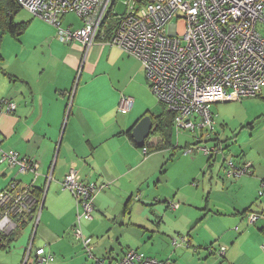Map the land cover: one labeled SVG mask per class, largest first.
I'll return each mask as SVG.
<instances>
[{"label": "crops", "instance_id": "obj_1", "mask_svg": "<svg viewBox=\"0 0 264 264\" xmlns=\"http://www.w3.org/2000/svg\"><path fill=\"white\" fill-rule=\"evenodd\" d=\"M17 15L16 23H28L27 30L18 38L5 35L0 42V101L17 105L13 114L0 115V147L36 159L40 170L34 179L32 173L17 175L16 170L0 163V193L14 181L23 188L35 180V194L36 188L41 189L42 199L39 223L34 219L27 222L11 237L6 252L11 253L12 243L29 229L28 246L23 256L17 255L18 259L23 257L20 264H24L31 243L27 264H36L41 248L54 258L47 264H94L83 242L73 234L82 209L74 195L61 187L66 173L75 169L83 181L98 188L93 219L84 227L83 219L80 222L83 235L92 238L96 259L110 263L133 250L148 259L162 257H155L158 264H207L210 256L220 258L210 264H264L263 221L246 224L248 215L264 213V206L245 214L251 207L248 204L264 190V156L247 161L253 165V172L243 182L235 184L239 178H234L229 179L235 180L229 186L223 183L232 191L245 186L251 191L244 203L226 205L228 215L213 205V186H203L199 181L210 170L211 184V169L218 159L186 157L192 163L183 172L185 185L169 187V164L178 151L192 143L181 146L175 127L170 146L163 145L160 136H152L167 110L153 96L141 62L99 41L86 53L80 43L66 44L57 39L50 24L32 18L17 21ZM62 26L78 29L82 22L75 14H67ZM6 36L12 40L3 41ZM127 95L134 99V105L123 112L121 101ZM146 116L152 118L153 129L144 154V147L137 146L132 132ZM230 143L234 142H224L229 152ZM236 156L246 157L244 151ZM171 202L179 207H168ZM225 219L231 220V226L238 225L218 230ZM205 228H212L213 236L198 239V245H193ZM185 234L188 248L176 247L180 249L172 253L168 248L162 253L156 249L163 244L158 235L171 242L172 237ZM217 242L220 244L215 245ZM210 246L227 251L223 257L212 255L207 250ZM192 247L197 250L185 251ZM202 248L208 256L200 255Z\"/></svg>", "mask_w": 264, "mask_h": 264}, {"label": "built area", "instance_id": "obj_2", "mask_svg": "<svg viewBox=\"0 0 264 264\" xmlns=\"http://www.w3.org/2000/svg\"><path fill=\"white\" fill-rule=\"evenodd\" d=\"M34 17L43 19L56 29V37L66 44L80 43L88 53L101 42L117 47L137 58L145 71L147 84L154 96L174 114V127L182 131L207 132L215 129L213 106L218 103L257 97L264 88V0H124L125 13L110 28L111 15L118 0H17ZM75 14L82 21L78 29L64 28L62 18ZM134 99L123 96L121 109L128 112ZM17 105L0 101V115L16 111ZM203 136V135H202ZM197 137L198 144L202 142ZM219 142V140L217 139ZM222 144V145H221ZM215 147L201 148L213 159L223 154V142ZM148 152L144 148V154ZM193 154V149H188ZM225 176L240 178L252 174V164H238L225 159ZM0 163L17 171V175L32 173L39 177L40 163L24 156L19 150L0 147ZM71 169L61 183L70 191L82 212L73 229L74 236L83 242L94 264H158L136 251L127 252L121 259H96L91 250L92 238L83 235L81 220L94 217V197L98 188L82 180ZM35 184L22 186L14 181L0 193V241L20 230L30 220L39 223L41 203ZM171 208H178L171 204ZM41 210V209H40ZM249 223H264V213H250ZM237 229V228H235ZM177 243V241H175ZM181 243L187 245L185 238ZM264 250V243L262 245ZM32 243L24 264L28 263ZM223 257L225 247L207 249ZM54 258L45 249L37 250L36 264H47Z\"/></svg>", "mask_w": 264, "mask_h": 264}, {"label": "rangeland", "instance_id": "obj_3", "mask_svg": "<svg viewBox=\"0 0 264 264\" xmlns=\"http://www.w3.org/2000/svg\"><path fill=\"white\" fill-rule=\"evenodd\" d=\"M125 10L126 8L124 6V0H118L115 10H112L110 12L113 18L117 20L121 15L125 13ZM31 15L32 14H30L26 10H22L21 14L17 15L16 20L26 21L32 18V19H35L34 21L41 20L45 22L43 19L34 17L32 15L34 17L33 18ZM78 19L80 18L78 17ZM5 40L11 41L12 38H10L9 36H6L3 41ZM2 47H4V42L2 44ZM6 54L8 55V53ZM155 99L158 105H160L159 100L156 97ZM213 113L215 116V129L211 133V137H208L207 132L202 133L199 130L196 131L197 133L186 132V131H182L181 133H179L180 145L183 146L184 143H187V142L190 144L192 143L189 149H193L194 153L190 154L188 153V150H182V151L177 152L174 161L169 164L170 168L168 169L169 173H167L166 182L169 187L185 185L186 181L183 177V172L191 166L192 162L189 159L193 160L197 158L198 156L205 157L206 161L208 159V156H206L204 152L201 151V148L208 147L209 149H211L215 147L216 144L218 143L221 144V142L223 143L226 141L234 142V143H230L231 144L230 152L228 150H225L223 154L220 153L216 157L213 158V162L215 159H218V161H217V164L211 169L213 170V180L211 184H210V172H211L210 170L205 171L206 175L205 177H203V180L202 178L199 179L201 184L204 182L203 186H206L207 183L210 185V187L213 186L214 192H213V198L211 199L213 205L215 207H218L223 213L228 215L229 213L226 210V205L228 206V204L244 203L245 202L244 199L250 196L251 191H249V189L246 188L247 186L234 189V191H232V189H230L229 187L227 188V186L230 185V182L235 181V180H229V179H234V178H227L225 176L226 165H225L224 160L233 158L237 163L242 164L244 163L243 161L245 160L246 162L247 161L254 162L256 157H258V155H260L261 157L264 156V91L261 97L243 98L237 101H228V102L218 103L213 106ZM197 137H201L200 139L202 140V142L199 143V145H196V142H198ZM217 139L219 140V142L217 141ZM242 151L245 152L246 157L238 158L236 154H240ZM186 157H188L189 159H187ZM167 158H170L169 154ZM219 164L220 166L222 165V167H219ZM261 170L264 172V167H261ZM245 177L247 176L239 178L238 181L235 182V184L243 182L244 180L243 181L241 180L244 179ZM223 183L226 184L227 186L224 187ZM230 191L232 192L228 194ZM261 193H259L257 199L255 198L253 201H251L248 204V206H251L252 209H255V210L257 207L264 206V190ZM172 203L173 202H171V204ZM238 219L240 220V217H238ZM246 220L248 221L246 222V224L250 225L249 217H247ZM87 222H90V221L83 219V222H82L83 227L86 225ZM261 224H264V223L261 222ZM236 225L238 224L236 223L233 226H231V220L225 219L221 222L218 230L221 231L229 227L233 229V227H236ZM168 229L169 228L166 227L164 229L165 232ZM212 230H213L212 228L203 229L200 236L197 237V240H195L194 243L192 242L193 245H198L196 243L198 242V239L211 238L213 236ZM29 233L30 231L29 229H27L23 234H21L17 238L16 241L12 243L13 246H12L11 253L6 252L5 250H0V264H9L8 262H10L11 260L14 262L18 261V264L21 263L20 261L22 260L23 257H21V259H18L17 255L23 256L24 249L27 248L28 246ZM186 236L188 235L185 234L183 236H178V235L174 236L171 238V242H170L169 239L165 235L164 236L158 235L157 239L158 240L162 239L163 244L159 245L156 249L160 250L159 252L162 253L161 251L164 250V248L165 250L166 248H168L167 250L168 253H172L173 251L180 249L176 247L183 246L184 248H188L187 246L181 244V238L182 237L186 238ZM175 241H177V245L173 244ZM217 244H220V243L218 242L215 243V245ZM202 247H204V245ZM205 249L203 248L200 249V255L201 254L204 255L205 253H206L205 255L208 254L207 250ZM196 250L197 248L192 247L185 251L193 252ZM215 255L218 256L217 254ZM207 256H204V258ZM155 257H157L159 260H162V257H159V256H154V258L152 257V259L156 260L157 258ZM217 259H220V258L210 256L209 260L206 263L207 264L213 263Z\"/></svg>", "mask_w": 264, "mask_h": 264}, {"label": "trees", "instance_id": "obj_4", "mask_svg": "<svg viewBox=\"0 0 264 264\" xmlns=\"http://www.w3.org/2000/svg\"><path fill=\"white\" fill-rule=\"evenodd\" d=\"M22 10L23 8L21 7V5L18 4L17 0H0V42L5 35H10L14 38H18L22 36L24 32L27 30L28 23H16L15 21V15L21 13ZM116 22H117L116 20L110 19V23H109L110 28L107 30L108 32L111 31L112 25ZM257 97H261V95ZM165 109L167 110L166 107ZM173 119H174V114L167 110V115L164 118H161V120L158 119L159 126L155 128L152 132V136L158 135L161 137V139H163V143H164L163 145L165 146H170L171 144V138L173 137V133H174ZM197 145L199 144L197 143ZM143 147L149 149L146 145ZM189 148L190 147H187L185 150H188ZM252 170H253V165H252ZM36 196L38 201L34 207V211L38 210L39 204L41 203V199H42L41 189L38 190L36 188ZM251 210L252 208L250 207L249 209L246 210L245 214L251 212ZM18 231L19 230H17L8 237H5L3 241H0V250L6 251L10 248V243L12 240L11 237H13V235L16 234Z\"/></svg>", "mask_w": 264, "mask_h": 264}, {"label": "water", "instance_id": "obj_5", "mask_svg": "<svg viewBox=\"0 0 264 264\" xmlns=\"http://www.w3.org/2000/svg\"><path fill=\"white\" fill-rule=\"evenodd\" d=\"M150 116L144 117L136 127L133 129L132 137L134 138L137 146H144L147 138H149L153 129V121Z\"/></svg>", "mask_w": 264, "mask_h": 264}]
</instances>
